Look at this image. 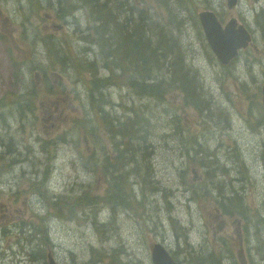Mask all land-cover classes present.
I'll list each match as a JSON object with an SVG mask.
<instances>
[{"label":"rangeland","instance_id":"374dc122","mask_svg":"<svg viewBox=\"0 0 264 264\" xmlns=\"http://www.w3.org/2000/svg\"><path fill=\"white\" fill-rule=\"evenodd\" d=\"M69 3L70 0H15L13 6H8L0 2V20L9 16L11 28L7 34L0 24V107L10 105L8 111L0 113V226H8V236L12 237L14 221L28 218L25 229L29 233L31 191L27 186L31 171L22 167L33 171L38 168L52 174L56 198L74 195L76 199L73 205L63 203L62 213L58 208L60 203L53 204L61 219H51L46 224L49 241L45 240L44 246L52 248L49 252L59 264H87L89 257L98 260L102 255L97 248L105 249L115 262L121 246L127 250L121 257L123 264H151L153 243L164 247L166 244L184 264H189L190 252L196 248L204 253L205 246L207 259L220 258L222 264H264V168L255 165V158L262 161L264 157V137L260 138L261 134L249 127L264 125L260 112L264 83V33L260 25L264 22V0H236L231 9L227 8L226 0L195 1L196 9L187 15L188 23L181 40L188 50V61L199 67L204 88L212 97L211 113L200 114L189 105L183 108L182 96L178 92L170 94L176 103L171 110L185 115L189 137L177 139V123L173 122L171 129L160 124L153 138L155 151L149 156L151 169L145 164L137 168V177L145 183L135 186L138 197L139 191L150 194L146 179L156 178L171 197L169 206L164 202L165 193H161L149 195L146 204L133 205L127 211L112 201L115 196L111 193V205L118 210L115 219L109 215V208L99 214V205L95 204L101 200L97 194L103 189L100 168L94 177L85 170L95 161V154L109 153V147L101 143L100 130L88 118H82V100L86 99L89 108L93 102H100L102 95L105 98L111 95L117 101L134 100L137 104L146 100L143 96H128L113 86L99 84L98 94L94 96L85 88L81 72L94 67L89 65L94 51L88 52V46L81 43L76 30V22L85 27V14L79 11L73 17L68 16ZM147 3L153 5L149 0ZM255 8L261 12L257 14ZM205 9H214L223 25L235 17L249 29L251 42L232 63H220L210 50L197 20V12ZM139 24L133 23L136 27ZM105 26H112V21ZM123 53L120 50L116 56L118 63L133 62L126 60ZM121 54L125 61L120 59ZM103 68L102 76L97 69L99 77H108L117 86L123 84L121 77ZM221 109L223 113L218 114ZM227 111L230 116L224 117ZM98 118L105 123L103 115L98 114ZM83 121L85 127H81ZM62 132L67 133L66 137L58 135ZM11 134L17 142H13ZM194 138H201L202 141L198 139L201 145L198 140L192 145L190 139ZM181 143L191 148L189 157L181 152ZM235 144L240 148L233 149ZM218 147L225 152L218 151ZM12 149L27 158L34 156L36 161L17 163L12 160L17 153L9 152ZM24 156L21 161H26ZM122 158L117 152L109 163L116 165ZM240 159L252 166L251 172L247 173L246 167L238 170L230 165L231 170L222 174L224 160L232 163ZM48 163L53 164V172ZM191 163L197 166L190 167ZM41 176L38 174V178ZM217 181L226 182L227 191L244 190L241 216L229 217L216 209L217 192L222 193V188L214 184ZM109 188L110 184L106 183L105 192ZM41 189L43 185L39 182L36 190ZM92 198L93 203L86 204ZM158 205L161 223L154 216ZM223 209L242 210L236 202L224 205ZM95 215H99L101 223H93ZM164 218L179 220L190 227L187 244L176 237L178 233ZM21 250L22 244L18 242L11 250L0 243V264H31L19 263ZM35 258L43 264L42 252H37Z\"/></svg>","mask_w":264,"mask_h":264},{"label":"trees","instance_id":"16d2710c","mask_svg":"<svg viewBox=\"0 0 264 264\" xmlns=\"http://www.w3.org/2000/svg\"><path fill=\"white\" fill-rule=\"evenodd\" d=\"M149 1L153 5L148 4L147 0H122L121 2L119 0H70L67 5L68 11L73 12L74 15L79 11L85 14V27L81 28L76 22V30L80 36L91 37V43L84 44L94 51L92 63L94 67L84 68L81 72L85 88L94 96V94H98L97 86L99 84H101L100 87L111 85L109 78L99 77L102 76L103 67H105L111 72H118L127 87L135 95L143 96L146 100L144 103L132 106H126V101H122L120 104L124 106L125 110L123 115L113 117H110L111 112L116 113V111L110 98H105L102 95L99 98L100 102H93L92 108H89L85 98L82 100L84 104L82 118H88L86 120L91 121L100 130L101 143L105 145L110 143L114 153L123 154L122 160L116 165L109 163V153L105 154L104 151L95 154V161L92 165L85 167V170L91 172L93 177L96 170L100 168V174L105 181L101 193V196L104 195V199L97 201L96 205H103L105 202L111 203L109 195L112 193L115 196L112 201L116 205L130 208L133 198L126 189L128 181L130 178L137 179L136 170L143 164L147 166L148 170L151 169L149 156L155 151L153 138L160 124L171 129L173 128L171 124L177 123V139L182 140L184 136L189 137V127L185 115L176 109L171 110L176 104L170 98L171 93L178 92L182 96L181 107L189 105L190 108H196L200 114H202V109L211 107L209 103L211 95L205 90L201 75L191 67V63L195 67L196 65L194 62L188 61V50L181 40L182 33L188 23L187 15L196 9L194 7L196 0ZM108 21H112V26H105ZM136 22L140 23L138 27L133 25ZM58 48L60 49V47ZM120 50L128 58L126 60H133V62L125 63V65L118 63L116 56ZM109 54L110 57H108ZM123 54L120 55V59ZM109 60H111V66L108 63ZM98 64L103 67H97ZM107 102L110 103L111 110L105 112L103 108L106 107ZM208 112L211 113V108L208 109ZM260 112L264 117V111L260 109ZM217 113H223V110L221 109ZM98 114L106 118L105 123L99 121ZM224 117H229L228 111ZM81 127H85L84 121ZM58 135L66 137L67 133L62 132ZM198 139L201 140V138H194L193 141L190 139L191 144L193 145ZM181 144V152L188 155L191 148L187 147V144ZM194 148L193 146L192 149L195 150ZM14 156L12 160L24 159L22 155L15 154ZM86 156L89 157V155ZM255 160L257 162L255 165H261L264 168V157L262 161L256 158ZM241 161L244 163L247 173L251 172L252 166L242 159ZM195 166L197 165L190 164V167ZM104 167L105 169H103ZM200 168H204V166L201 165ZM148 181H150V188L156 190L155 195L165 193L163 188L153 182L152 176L148 178ZM106 183L110 184V188L104 193ZM138 183L145 182L138 180ZM240 197L238 201L229 198L224 199L222 203L236 202L239 207H242L244 205L243 195ZM75 200V198L65 197L59 199L58 208L61 213L63 212V203L73 205ZM93 201L94 198L86 204H92ZM229 213L234 217L240 216L235 211ZM190 256L189 264H204L205 262L203 253L196 248L195 251L190 252ZM184 263L181 261V264ZM100 264L123 263L121 260L113 262L103 256L100 259Z\"/></svg>","mask_w":264,"mask_h":264},{"label":"water","instance_id":"95a60500","mask_svg":"<svg viewBox=\"0 0 264 264\" xmlns=\"http://www.w3.org/2000/svg\"><path fill=\"white\" fill-rule=\"evenodd\" d=\"M235 1L227 0L228 8H231ZM198 20L207 44L222 64H227L236 57L239 50L245 48L251 39L249 31L234 18L222 26L212 10L199 12ZM261 104L264 109V83L261 87ZM151 261L152 264H176L163 252L160 245L152 246ZM51 264L55 263L51 262Z\"/></svg>","mask_w":264,"mask_h":264},{"label":"flooded vegetation","instance_id":"af4514ba","mask_svg":"<svg viewBox=\"0 0 264 264\" xmlns=\"http://www.w3.org/2000/svg\"><path fill=\"white\" fill-rule=\"evenodd\" d=\"M0 2H6L8 6H13L15 0H0ZM0 24L2 26V31L9 34L11 31L9 18L7 17V18L1 19ZM12 31H14V28H12Z\"/></svg>","mask_w":264,"mask_h":264},{"label":"bare ground","instance_id":"6f19581e","mask_svg":"<svg viewBox=\"0 0 264 264\" xmlns=\"http://www.w3.org/2000/svg\"><path fill=\"white\" fill-rule=\"evenodd\" d=\"M89 95V94H88ZM20 156V155H19ZM15 157V156H14Z\"/></svg>","mask_w":264,"mask_h":264}]
</instances>
